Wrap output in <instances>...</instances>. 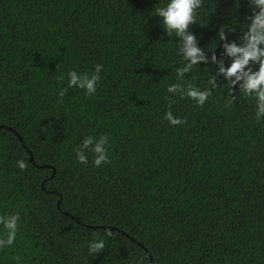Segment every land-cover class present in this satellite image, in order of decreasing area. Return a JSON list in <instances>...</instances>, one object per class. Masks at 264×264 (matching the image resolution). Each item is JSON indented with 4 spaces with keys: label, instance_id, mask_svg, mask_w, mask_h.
Returning a JSON list of instances; mask_svg holds the SVG:
<instances>
[{
    "label": "trees",
    "instance_id": "obj_1",
    "mask_svg": "<svg viewBox=\"0 0 264 264\" xmlns=\"http://www.w3.org/2000/svg\"><path fill=\"white\" fill-rule=\"evenodd\" d=\"M159 2L0 0V124L23 138L0 127V217L19 216L0 264H264V119L239 85L208 83L213 51L230 63L220 28L242 35L248 0H202L189 30L209 64L183 79L180 38L150 15ZM97 64L94 95L68 87ZM172 84L211 95L200 107ZM89 136L108 138L99 167L76 157ZM94 239L105 248L90 255Z\"/></svg>",
    "mask_w": 264,
    "mask_h": 264
},
{
    "label": "clouds",
    "instance_id": "obj_2",
    "mask_svg": "<svg viewBox=\"0 0 264 264\" xmlns=\"http://www.w3.org/2000/svg\"><path fill=\"white\" fill-rule=\"evenodd\" d=\"M202 0H161L154 5L150 15L159 17L163 30L170 37H179L181 43V52L179 55L185 61L183 67L177 69V78L183 79L193 66L201 63L209 64L205 50L198 45L197 36L191 32L190 25L196 23V13L201 7ZM239 7V0H237ZM248 6L251 10V15L248 16L247 22L243 25V34L238 36L236 40L228 42L227 31L229 26H221L218 33V42L223 41V56L227 57L230 63L224 59H218L215 51L211 56L212 64L216 65L215 75H213L208 83L212 89L218 87L217 77L222 76L232 90L239 85V92L244 96L254 97L256 101L255 116L257 120L264 119V0H248ZM239 21H232L231 31L235 32V25ZM258 66V67H256ZM103 65L97 64L91 74L79 73L75 70H70L67 74V85L69 88H78L83 90L85 96H92L97 91V84L101 79L100 73ZM181 92V95H186L196 105L203 107L205 102L211 95L210 89L201 90L198 87L189 86L187 89L181 90L179 85L172 84L167 87L168 93ZM64 93L61 92L62 96ZM165 119L173 127L181 125L183 121L174 116L171 111L165 113ZM108 138L101 136L95 139L91 136L84 139L80 146L76 149V157L80 163L86 164L88 156L85 150H90L95 158L93 163L99 167L107 162V147ZM17 166L20 169L26 167L23 159L17 161ZM18 214L5 215L0 217V225L6 230V235L0 239V247L12 245L17 235ZM105 248L104 239H94L88 244L89 254H98Z\"/></svg>",
    "mask_w": 264,
    "mask_h": 264
},
{
    "label": "water",
    "instance_id": "obj_3",
    "mask_svg": "<svg viewBox=\"0 0 264 264\" xmlns=\"http://www.w3.org/2000/svg\"><path fill=\"white\" fill-rule=\"evenodd\" d=\"M0 127L5 128V129H8V130L14 132V133L19 137V139L21 140V142H23V138H22V137H21V136L15 131V130H13V129L7 127V126H3V125H1V124H0ZM27 152L29 153V156H30L29 159H30V161L34 164V166H36L37 168H40V169H43V168H46V167L51 168L50 166H45V165H43V166H38V165L35 163V160H34V156H33V154H32L28 149H27ZM55 174H56V171H53V175L51 176V179H53V178L55 177ZM42 186H44V183L42 184ZM53 193H56V192H53ZM60 205H61V199H59V201H58V208H60ZM93 228H108V229L116 230V229L113 228V227H104V226H102V227H93ZM122 234L126 235L124 232H122ZM126 236H127V238H129V239L132 240L133 242H136L135 239H133V238L130 237L129 235H126ZM138 245H139L141 248L147 250L142 244L138 243ZM147 252H148V251H147ZM148 253H149V252H148ZM150 259H151V264H153V259H152V257H150Z\"/></svg>",
    "mask_w": 264,
    "mask_h": 264
}]
</instances>
